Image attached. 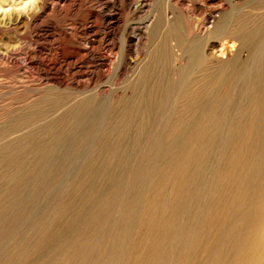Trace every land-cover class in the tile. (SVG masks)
<instances>
[{
    "label": "bare ground",
    "instance_id": "bare-ground-1",
    "mask_svg": "<svg viewBox=\"0 0 264 264\" xmlns=\"http://www.w3.org/2000/svg\"><path fill=\"white\" fill-rule=\"evenodd\" d=\"M28 1L0 0V27L23 23L45 8L46 0H35L27 12L19 11ZM98 1L102 16L119 23L124 19L117 11L132 0ZM168 2L170 12L158 20L160 56L171 68L172 86L187 84V90L176 92L165 112L167 103L160 99L144 105L141 100L142 116L150 119L132 118L147 129H164L151 135L145 128L108 129L109 138L103 144L97 139L100 145L54 195L51 208L45 180L38 228L26 226L22 249L12 247L9 264H264V0ZM148 6L150 0H136L130 9L137 13ZM129 21L122 54L104 55L102 66L133 80L146 64L142 54L158 22ZM88 27L94 31L93 24ZM83 40V48L94 41ZM82 70L75 69L76 77L89 83L90 70ZM129 111L125 106V121Z\"/></svg>",
    "mask_w": 264,
    "mask_h": 264
},
{
    "label": "rangeland",
    "instance_id": "rangeland-1",
    "mask_svg": "<svg viewBox=\"0 0 264 264\" xmlns=\"http://www.w3.org/2000/svg\"><path fill=\"white\" fill-rule=\"evenodd\" d=\"M51 1L46 0L47 5L45 4V8L30 15L32 17H26L27 20H23V23L0 27V264H9L12 259L10 257L12 253L9 256V252H12L14 248L22 249L28 224L38 228L43 210L40 203L44 205V202H46L42 196L45 180L48 187L47 202L51 208L53 206L51 204H55L54 200H57L58 195L61 194L62 188L68 187L72 176H74L73 174L92 157L96 144H103V141L109 138L108 134L111 131L118 133V129L120 130L122 127L131 128L134 131L136 128H145L148 131L147 134L150 133L151 135L155 130L164 129H147V127L135 123L143 118H148L142 116L143 112L140 110L139 105L141 104L139 103L142 102L144 105L148 101H155V98L160 99L158 100L159 104L163 103L164 105L167 103L166 110L163 108V112H165L169 109L171 99L173 100L175 93L179 92L182 95L187 90V84L181 83V85L178 84L179 86H172L169 76L171 68L160 56L162 55L161 50L164 48V41L163 37L161 38L163 31L158 20L164 17L166 12H170L169 0H150V6L137 13L130 9L131 5L133 6L136 2V0H132L121 13L118 11L116 13L123 17L124 22L130 20V23L133 22L136 25L144 24L149 20H154V22L157 20L156 23L158 22L156 26L154 24L155 28L152 30V35L142 54V57L147 60L145 62L146 66L144 65L141 68L140 75L133 80L123 78L115 69L114 71L102 66L107 64L104 55L117 54V56H120L122 54L121 43L124 22L115 23L109 16L106 18L102 16L101 8L103 6L98 0H53V4V1ZM34 2L35 0H29L27 2L29 5L26 3L25 6L24 4L21 5L22 7L18 6V10L27 12L28 7L31 8ZM117 4H119L116 6L117 8L122 5L120 1ZM6 8L10 9V7ZM28 18L30 19L28 20ZM92 24L94 31L88 27ZM83 28L88 29V34H83ZM68 36L72 40H69ZM170 36L171 33L168 37ZM85 37L94 40L91 43L92 45H88L87 48L82 46L86 41L83 40ZM8 39L11 40V43ZM7 45L10 47L13 45V48L11 47L10 50ZM80 61L83 63H80ZM102 68L108 70L102 72L100 70ZM75 69L76 71L83 69V72H89L90 70L89 73L92 74L93 78L90 82L92 83H82V78L76 77L77 72ZM73 75L74 77H72ZM192 79H196L195 75ZM77 80H80V83ZM104 90L105 92H103ZM159 94H162L161 97ZM127 100H131L128 102L130 104L126 102ZM125 106L126 109L131 110L127 122L124 118ZM134 114L136 116L140 114L141 118L134 116ZM122 118L123 120H120ZM132 118L136 121L134 122ZM128 121L133 123L130 124ZM108 129H110V132ZM98 138H100L99 142L102 141L100 144L97 141ZM75 145L77 148H75ZM68 160L70 162L74 160V162L70 164ZM67 172L69 173L68 176ZM18 182H20V185ZM56 193H59L56 195L57 197L54 196Z\"/></svg>",
    "mask_w": 264,
    "mask_h": 264
}]
</instances>
